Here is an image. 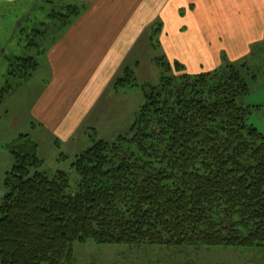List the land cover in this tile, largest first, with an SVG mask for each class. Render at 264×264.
Listing matches in <instances>:
<instances>
[{
  "label": "trees",
  "instance_id": "16d2710c",
  "mask_svg": "<svg viewBox=\"0 0 264 264\" xmlns=\"http://www.w3.org/2000/svg\"><path fill=\"white\" fill-rule=\"evenodd\" d=\"M160 26L151 29V43ZM155 63L164 71L158 85H140L128 66L115 82L116 91L142 87L145 103L130 137L93 140L76 157L74 194L69 173L43 170L31 135L10 146L0 264H75V243L88 241L264 249V135L248 123V65L225 59L218 70L192 76L178 62ZM25 64L37 66L32 58Z\"/></svg>",
  "mask_w": 264,
  "mask_h": 264
},
{
  "label": "rangeland",
  "instance_id": "374dc122",
  "mask_svg": "<svg viewBox=\"0 0 264 264\" xmlns=\"http://www.w3.org/2000/svg\"><path fill=\"white\" fill-rule=\"evenodd\" d=\"M90 6L89 0H57L52 5L45 0H0V206L7 175L14 167L10 146L21 135H31L38 142L40 157L46 160L43 170L48 175L52 176L57 171L69 173L71 194L76 192L78 182L71 166L78 155L93 146V140L112 143L120 136L130 137L136 114L145 99L142 87L114 90V84L123 76V71L112 80L98 104L68 141L46 130L47 126L35 111L45 88L54 78L50 53L57 51L58 45L68 39ZM28 13L30 22L26 21ZM148 33L149 38L152 32ZM147 35L128 67L135 71L140 85L155 86L164 72L155 60L172 62L160 43V37L156 35L151 43ZM30 58L37 63L35 68L25 64V60ZM260 64L262 71L249 72L246 76L250 93L244 104L252 106L248 123L264 135V109L253 108L264 107V62ZM29 72L31 76L27 79ZM254 75L258 78L253 79ZM131 249L98 245L93 241L75 243V264H264V249L143 246L130 254Z\"/></svg>",
  "mask_w": 264,
  "mask_h": 264
},
{
  "label": "crops",
  "instance_id": "0c3cea01",
  "mask_svg": "<svg viewBox=\"0 0 264 264\" xmlns=\"http://www.w3.org/2000/svg\"><path fill=\"white\" fill-rule=\"evenodd\" d=\"M89 1L92 6L68 39L50 53L54 78L35 107L46 130L63 141L71 139L156 25L170 61L192 76L218 70L225 59L246 63L251 73L262 71L264 0Z\"/></svg>",
  "mask_w": 264,
  "mask_h": 264
}]
</instances>
